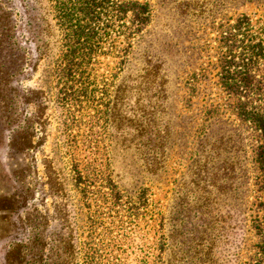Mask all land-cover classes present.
I'll use <instances>...</instances> for the list:
<instances>
[{
  "label": "rangeland",
  "instance_id": "374dc122",
  "mask_svg": "<svg viewBox=\"0 0 264 264\" xmlns=\"http://www.w3.org/2000/svg\"><path fill=\"white\" fill-rule=\"evenodd\" d=\"M136 1L151 14L124 63L104 61L92 98L71 106L52 76L48 0H0V264L17 242L23 264H264L257 137L219 84L223 28L264 21V0Z\"/></svg>",
  "mask_w": 264,
  "mask_h": 264
},
{
  "label": "trees",
  "instance_id": "16d2710c",
  "mask_svg": "<svg viewBox=\"0 0 264 264\" xmlns=\"http://www.w3.org/2000/svg\"><path fill=\"white\" fill-rule=\"evenodd\" d=\"M48 2L54 21L52 34L55 39V52L51 57L52 76L62 88L61 101L71 106L78 105L92 98L91 95L97 88L95 74L104 61L111 59L116 60V64L124 63L132 45L131 41L149 22L151 9L147 3L136 0ZM236 22L235 25H227L221 32L224 53L219 67V84L232 102L235 117L256 133L258 145L255 148L254 163L259 174L256 185L261 193L258 199L264 201V21L252 25L247 17H243ZM6 25L2 35L5 43L17 38L14 31L16 25ZM241 31L246 34H240ZM27 32V42L38 44L41 53V49L47 47V42L44 43L33 30L29 29ZM240 35L247 36V39H238ZM28 53L30 51L26 50V54ZM23 57L22 55L20 61L21 72ZM81 87L84 92L80 93L79 98L70 95L71 89L77 91L74 88ZM86 89L90 90L91 94L88 92L86 95ZM30 131L31 127H28L17 133L11 146L18 151L30 149L34 136ZM74 169L78 170L77 175L81 179L82 171L79 170V165H74ZM120 196L114 189L112 198L116 203ZM138 203L139 201H136L134 204ZM257 210L264 215V202L257 205ZM255 229L257 233H264V216L262 221H255ZM39 240L37 237L30 238L31 250L39 248ZM21 243L17 242L14 250L7 253V264H23L26 254H23L21 248L24 247ZM257 248L255 256L264 253V245ZM34 255L39 258L36 259ZM34 255V261L44 257L42 250ZM259 262L262 263L261 259Z\"/></svg>",
  "mask_w": 264,
  "mask_h": 264
}]
</instances>
